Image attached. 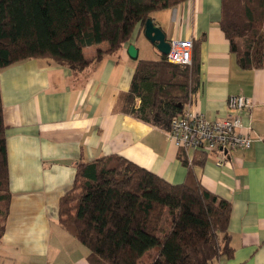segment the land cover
<instances>
[{"label":"crops","instance_id":"crops-1","mask_svg":"<svg viewBox=\"0 0 264 264\" xmlns=\"http://www.w3.org/2000/svg\"><path fill=\"white\" fill-rule=\"evenodd\" d=\"M222 0H187L151 18L168 41L192 40L200 50L201 87L189 104L208 120H225L230 96L253 103L240 115L256 141L232 151L226 164L216 156L193 167L202 186L232 204L229 225L233 257L213 264H264V69L243 70L220 26ZM134 45L137 59L128 48ZM109 44L87 47L93 61ZM161 53L138 26L130 43L99 63L73 71L49 59H32L0 71L7 126L9 188L6 231L0 264H91L90 250L60 223L61 198L71 191L77 166L112 155L123 157L173 185L185 182L188 168L165 130L124 113L141 60ZM140 105V100H137ZM201 152H187V157ZM193 161V160H192Z\"/></svg>","mask_w":264,"mask_h":264},{"label":"trees","instance_id":"trees-1","mask_svg":"<svg viewBox=\"0 0 264 264\" xmlns=\"http://www.w3.org/2000/svg\"><path fill=\"white\" fill-rule=\"evenodd\" d=\"M187 0H0V71L32 59H49L73 71L101 62L130 43L153 13ZM220 26L243 70L264 69V0H222ZM109 44L93 61L84 49ZM201 87V58L191 66L141 60L121 101L124 113L170 130ZM140 100V105H137ZM7 126L0 84V240L10 213ZM197 155V154H196ZM190 163L184 183L173 185L112 155L79 163L71 191L60 201L64 229L90 250L91 264H213L233 257L231 202L206 190L194 174L207 155ZM167 214V218L165 215Z\"/></svg>","mask_w":264,"mask_h":264},{"label":"built area","instance_id":"built-area-1","mask_svg":"<svg viewBox=\"0 0 264 264\" xmlns=\"http://www.w3.org/2000/svg\"><path fill=\"white\" fill-rule=\"evenodd\" d=\"M171 51L167 55L170 63L191 66L193 63L194 42L192 40L170 41ZM253 103L242 95L230 96L228 109L231 115L225 120H208L187 105L180 115L175 116L170 123L168 138L184 152H201L216 156L217 166L226 164L227 155L232 151L248 150L255 143L251 125H246L240 115L251 111ZM192 163V157H188Z\"/></svg>","mask_w":264,"mask_h":264},{"label":"water","instance_id":"water-1","mask_svg":"<svg viewBox=\"0 0 264 264\" xmlns=\"http://www.w3.org/2000/svg\"><path fill=\"white\" fill-rule=\"evenodd\" d=\"M144 35L150 43H152L156 49L162 55H169L171 51L170 41L167 40L164 31L155 24L152 18H149L144 27ZM128 54L132 59H137L138 50L134 45H130L128 48Z\"/></svg>","mask_w":264,"mask_h":264},{"label":"rangeland","instance_id":"rangeland-1","mask_svg":"<svg viewBox=\"0 0 264 264\" xmlns=\"http://www.w3.org/2000/svg\"><path fill=\"white\" fill-rule=\"evenodd\" d=\"M165 218H167V214L165 215ZM141 261L144 262L145 264H149L150 263V260L148 259V256H144L141 259Z\"/></svg>","mask_w":264,"mask_h":264}]
</instances>
